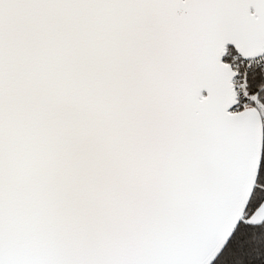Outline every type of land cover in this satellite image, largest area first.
Masks as SVG:
<instances>
[{
  "label": "snow or ice",
  "instance_id": "6c2138e0",
  "mask_svg": "<svg viewBox=\"0 0 264 264\" xmlns=\"http://www.w3.org/2000/svg\"><path fill=\"white\" fill-rule=\"evenodd\" d=\"M0 264H264V0H0Z\"/></svg>",
  "mask_w": 264,
  "mask_h": 264
}]
</instances>
